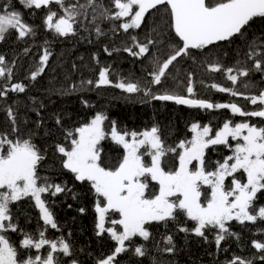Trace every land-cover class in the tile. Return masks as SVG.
<instances>
[{
  "label": "snow or ice",
  "instance_id": "obj_1",
  "mask_svg": "<svg viewBox=\"0 0 264 264\" xmlns=\"http://www.w3.org/2000/svg\"><path fill=\"white\" fill-rule=\"evenodd\" d=\"M19 3L28 9H48L46 26L62 37L77 34V25L81 24V19L88 18L89 8L92 9L93 23L97 19L123 20L119 27L124 32L140 29L150 12L163 9L170 16V29L179 42L172 47L171 54L163 62L158 57L154 58L155 69L149 73L152 79L148 84L124 79L113 82L109 78L110 69L103 67L98 73L95 87L111 85L127 93L143 92L151 95L153 100L174 101L179 105L202 109H230L233 115L264 120V90L258 95L244 96L252 105H260L255 110L245 111L236 103L213 104L204 99L192 98L194 87L191 83L186 89L188 96L168 92L154 94L149 86L161 85L169 67L179 57L188 56L191 50H203L210 45L233 42L234 38L244 37L253 23L264 19V0H111V7H106L103 0H85L82 4L79 0L71 3L67 0H19ZM53 4L60 11L52 10ZM10 30H16L20 38L33 33V28L23 22L22 13L13 10L6 0L5 5L0 7V42L6 39ZM95 31L102 34L99 26ZM131 39L137 41L135 36ZM154 43L153 40L143 44L136 42L124 51L135 57H143L150 52L149 45ZM133 47L138 51H133ZM248 47L250 51L245 55L253 61L252 67L264 73V41L258 45L254 40ZM108 54L111 55L110 52ZM50 55L49 51H44L40 66L31 73L32 80L44 72ZM210 67L213 72L222 70L220 64ZM224 70L227 79L234 85L240 77L249 76L247 68ZM11 77L12 68L8 66L6 58L0 55V79L10 80ZM86 83L92 85L94 81L88 80ZM248 86L247 83L243 85L245 88ZM212 87L232 96L244 95L235 88L216 84ZM24 91L25 85L22 83L0 85V97H6L9 92ZM6 113L11 121L12 133L19 132L12 108H7ZM106 120L108 117L104 114L95 115L89 123L67 133L70 148L57 145V151L65 158L62 161L63 168L73 173L77 181L89 182L97 196L103 199V206L99 202L96 204L98 235L107 233L116 242V247L112 254L99 259L97 264H116L117 256L127 252L130 247L134 248L137 256H145V247L134 245V238L148 241L152 236L149 226L153 222L176 220L181 213L194 222L191 231L196 236L206 240V231L218 230L215 236L218 247L226 234L235 235L228 226L229 222L235 220L244 224L264 220V206L255 203L258 193H264V126L228 120L213 133L210 126L193 123L192 139L181 141L178 145L181 151L177 153L176 148L166 146L157 126L142 132L122 131L112 121L110 130L106 131ZM56 123H60L59 117ZM109 135L124 150L114 167L104 165L101 159L103 149L100 143ZM230 138L237 141L234 147L229 143ZM216 145L231 148L232 154L222 162L217 161L214 170H209L205 159L207 150ZM169 153L177 154L178 166L174 169H168L165 163ZM145 156L150 159L146 161ZM45 159L44 152L31 137L11 139L9 133L0 132V264H63L57 253L65 257L73 255L70 243L63 237L51 240L46 238L44 231L39 232L38 238L25 234L19 245L12 242L8 235L9 232H17L10 205L25 198L34 200L45 225L52 229L58 228L54 214L42 195L51 193L55 196L65 191V188L60 184L49 183L46 177L39 174ZM237 174H241L243 179ZM229 177L231 180L226 186ZM153 182L156 191L150 192ZM204 186L210 190L209 193H203ZM202 196L206 202H202ZM109 213L117 214L119 219H110ZM106 223L111 226L106 227ZM117 226L122 230H118ZM180 230L190 231L187 227ZM165 240L168 245L173 244L172 236L165 237ZM46 245L49 250L44 256H33L21 250L35 249L39 253ZM253 246L264 252V243L253 242ZM173 250L174 247L165 249L168 252ZM259 259L264 260V256ZM70 264H78V261L72 259ZM228 264H253V261L237 256Z\"/></svg>",
  "mask_w": 264,
  "mask_h": 264
},
{
  "label": "trees",
  "instance_id": "obj_2",
  "mask_svg": "<svg viewBox=\"0 0 264 264\" xmlns=\"http://www.w3.org/2000/svg\"><path fill=\"white\" fill-rule=\"evenodd\" d=\"M79 2L82 4L85 0ZM5 3L6 0H0V7ZM7 3L12 5L13 10L22 13L23 22L33 28V33L20 38L16 30H10L6 39L0 42V55L6 58L8 66L12 68L11 79H0V85H25L23 93L9 92L6 97H0V132L9 133L11 139L31 137L46 156L39 174L46 177L49 183L60 184L65 188V191L55 196L51 193L42 195L54 214L57 229L44 224L42 214L31 198L10 205L17 232H9L8 235L17 245L25 234L38 238L39 232L44 231L48 239L59 240L63 237L70 243L73 252L71 257L56 254L63 264H70L72 259H76L78 264H97L99 259L113 253L116 242L107 233L98 235L96 227V204L99 202L103 206V199L97 196L89 182L77 181L73 173L63 168L62 161L65 158L57 151V145L70 148L67 133L89 123L97 113L108 117L104 122L106 131L110 130L112 121L122 131L142 132L157 126L166 146L176 148L177 153L181 151L178 147L181 141L192 139L193 123L209 124L213 133L228 120L235 123L247 120L257 126H264L261 118L233 115L230 109L186 107L174 102L153 100L151 95L143 92L127 93L111 85L95 87L98 73L103 67L110 69L109 78L113 82L124 79L148 84L152 79L149 73L155 69L154 58L158 57L163 62L171 54L172 47L179 42L170 29V16L163 9L150 12L140 29L124 32L119 27L123 20L97 19L93 23L92 9L89 8L88 18L81 19V24L77 25V34L62 37L45 24L48 9H28L19 0H7ZM103 3L111 7V0H103ZM51 8L60 11L55 4ZM97 26L102 34L96 33ZM132 36L137 41L134 42ZM149 40L155 43L149 45L150 52L143 57H135L124 51L136 42L143 44ZM254 40L258 45L264 41V19H258L244 37L234 38L233 42H220L203 50L194 49L188 56L179 57L169 67L161 85H149L152 93L168 92L188 96L186 89L191 83L194 87L192 98L204 99L213 104L236 103L245 111L259 108L260 105H252L244 98L258 95L264 90V73L255 71L253 61L245 55L250 51L249 43ZM45 50L51 53L45 70L36 80H32L31 73L40 66ZM133 51L138 49L133 47ZM214 64L222 65V70L211 71L210 66ZM227 68H247L249 76L240 77L234 85L227 79L224 70ZM88 80L94 81V84L88 85ZM245 83L249 85L247 88L243 87ZM213 84L235 88L244 95L232 96L230 93L219 92L212 87ZM9 107L16 114L19 128L17 133L11 131V121L6 113ZM57 117L60 118L59 124L56 123ZM229 143L234 147L237 141L230 138ZM100 147L103 149L102 162L108 167H114L124 154L122 146L116 144L110 135L101 141ZM231 154L232 149L224 145L210 147L205 158L206 167L214 170L217 161L222 162ZM149 159L145 156L146 161ZM165 163L168 169L176 168L177 154L169 153ZM237 175L243 179L241 174ZM230 180L231 177L225 182L226 186ZM149 191H156L154 182ZM202 191L205 194L210 192L207 186ZM202 202H206L204 196ZM255 203L264 206V193H258ZM109 217L119 219L113 213H109ZM193 225L194 222L182 213L176 220L153 222L149 226L152 236L148 241L137 237L132 242L136 246L143 245L146 255L137 256L134 248L130 247L127 252L117 256L116 264H228L237 256L252 260L253 264H264V260L259 259L264 256V252L253 246V242L264 243V220L244 224L235 220L229 222L228 226L235 235L226 234L219 247L215 243L218 230L206 231L205 240L191 231ZM109 226L106 223V227ZM184 227L190 231H181ZM117 228L122 230L120 226ZM167 236H172V245L167 244ZM168 247H174V250L165 251ZM21 250L33 256H44L49 248L46 245L39 253L35 249Z\"/></svg>",
  "mask_w": 264,
  "mask_h": 264
},
{
  "label": "rangeland",
  "instance_id": "obj_3",
  "mask_svg": "<svg viewBox=\"0 0 264 264\" xmlns=\"http://www.w3.org/2000/svg\"><path fill=\"white\" fill-rule=\"evenodd\" d=\"M97 114H101V113H97ZM97 114H96V115H97ZM94 117H95V116H94ZM94 117H93V118H94ZM245 121H247V120H245ZM241 122H244V121H241ZM247 122H248V121H247ZM199 124H201V123H199ZM201 125H202V126H210L209 124H201ZM222 126H223V125H222ZM219 129H220V128H219ZM219 129H218V130H219ZM218 130H217V131H218ZM215 132H216V131H215ZM215 132H214V133H215ZM193 135H194V134H193ZM97 215H98V213H97Z\"/></svg>",
  "mask_w": 264,
  "mask_h": 264
},
{
  "label": "water",
  "instance_id": "obj_4",
  "mask_svg": "<svg viewBox=\"0 0 264 264\" xmlns=\"http://www.w3.org/2000/svg\"><path fill=\"white\" fill-rule=\"evenodd\" d=\"M169 102H174V101H169ZM175 103V102H174ZM177 105H179V104H177ZM180 106H186V105H180ZM186 107H189V106H186Z\"/></svg>",
  "mask_w": 264,
  "mask_h": 264
}]
</instances>
